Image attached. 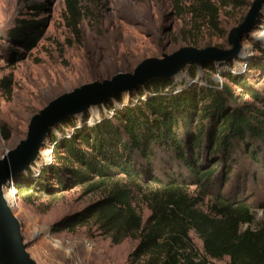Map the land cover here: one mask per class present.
Returning <instances> with one entry per match:
<instances>
[{
    "label": "trees",
    "instance_id": "trees-1",
    "mask_svg": "<svg viewBox=\"0 0 264 264\" xmlns=\"http://www.w3.org/2000/svg\"><path fill=\"white\" fill-rule=\"evenodd\" d=\"M18 1L29 9L42 7L36 0ZM80 1L64 0L74 28L81 15ZM216 1L217 6L210 0L201 1V9L205 8L214 26L219 8L246 3ZM42 26L41 21H20L12 37L31 47L40 38ZM259 50L262 59H253L246 70L259 69L264 75V49ZM214 64H203L208 71L202 77L190 64L175 77L152 78L137 86L136 96L127 103L117 102L120 94H116L96 105L97 120L90 121L94 112L90 111L87 122H70L72 130L61 139L50 133L52 161L37 173L29 167L17 173L13 178L17 195L23 189L53 195L76 185L94 190L116 180L102 198L54 222L53 230L72 231L95 219L103 231L113 234L115 242L138 232V242L128 255L131 264H206L207 258L225 256L228 264H264V220L250 228L254 205L246 198L245 183L229 195L218 191L220 182L228 181L234 170L239 182L242 177L247 180V169L240 170L241 161L259 165L264 173V157L256 143H264V93L246 75L223 71L227 81L242 86L237 96L226 81L211 78L217 70ZM181 77H185L183 82L174 83L173 78ZM10 85L9 76L0 80L6 95ZM245 94L262 107L241 102ZM0 135L10 136L4 124ZM129 184L156 186L148 197L150 214L144 223L133 205ZM189 185L214 197L210 212L196 206L185 190ZM243 224L247 226L241 229ZM190 230L201 241V255L191 242Z\"/></svg>",
    "mask_w": 264,
    "mask_h": 264
},
{
    "label": "rangeland",
    "instance_id": "rangeland-1",
    "mask_svg": "<svg viewBox=\"0 0 264 264\" xmlns=\"http://www.w3.org/2000/svg\"><path fill=\"white\" fill-rule=\"evenodd\" d=\"M36 1L42 7L33 10L18 0H0V80L5 76L11 78L9 95L4 94L0 86V126L6 125L10 134L7 139L0 135V154L24 137L27 122L34 112L52 97L83 82L109 77L119 70L130 71L142 58L159 56L161 52H171L182 45L230 47L226 42L227 32L241 21L251 0H245V5L219 8L216 26L210 22L205 8L201 9L202 0H81L76 28L68 17L64 0ZM210 2L218 5L216 0ZM29 20L41 21L43 26L36 43L25 47L21 38L12 37V33L20 21ZM239 43L235 54L215 62L217 70L211 78L218 83L226 81L231 92L239 96L242 86L227 81L222 72L228 70L238 76L246 75L252 85L264 93V75L259 69L246 70L253 59H262L259 49H264V8L251 29L242 34ZM206 71L208 69L202 65L197 69V75L202 77ZM184 79L173 78L177 84ZM132 96H136L134 90L126 91L120 94V101H116L127 103ZM241 102L262 107L260 101L248 94L242 96ZM90 111H94L90 121L100 117L97 107H91ZM90 111L75 112L68 116L70 121L63 118L50 133L61 139L72 130L70 122L76 125L87 122ZM63 121L69 125L64 126ZM256 143L264 157V143ZM51 146L49 134L41 152L29 166L33 172L37 173L52 161ZM26 168L20 172L25 173ZM240 168L241 171L247 169V180L242 177L239 182L234 170L228 181L220 182L218 191L229 195L238 184L245 183L249 192L246 198L254 205L250 228L255 229L264 220V203L260 201L264 199V173L259 165L246 161H241ZM114 181L100 189L88 190L86 185H76L53 195L29 189H23L17 195L14 184L6 187L8 198L13 201V212L21 222L27 249L38 263L131 264L128 255L138 242V232L115 242L113 234L103 231L95 219L72 231H54L52 228V224L64 216L102 198ZM131 187L133 205L144 223L150 214L148 197L156 186ZM10 189L13 196L8 193ZM185 190L199 209L210 212L215 201L212 195H203L195 185H189ZM246 226L243 224L241 229ZM189 236L201 255L200 239L193 230L189 231ZM228 261L226 256L207 258L206 264H228Z\"/></svg>",
    "mask_w": 264,
    "mask_h": 264
},
{
    "label": "water",
    "instance_id": "water-1",
    "mask_svg": "<svg viewBox=\"0 0 264 264\" xmlns=\"http://www.w3.org/2000/svg\"><path fill=\"white\" fill-rule=\"evenodd\" d=\"M263 8L264 0L249 2L241 21L227 32L228 48L182 45L159 56H147L130 71L119 70L109 77L83 82L52 97L34 112L27 122L24 137L0 154V264H40L27 249L21 222L13 212L6 187L13 185L17 173L32 165L56 123L75 112L90 111L113 95L133 91L152 78L175 77L185 65L193 64L199 69L208 61L227 59L239 49L242 34L251 29Z\"/></svg>",
    "mask_w": 264,
    "mask_h": 264
},
{
    "label": "bare ground",
    "instance_id": "bare-ground-1",
    "mask_svg": "<svg viewBox=\"0 0 264 264\" xmlns=\"http://www.w3.org/2000/svg\"><path fill=\"white\" fill-rule=\"evenodd\" d=\"M13 190H14V189H13ZM11 192H12V189H10V191H8L9 194H11ZM11 195L13 196V194H11ZM11 199H12V198H11ZM11 199H10V200H11ZM12 202H13V201H12ZM12 202H11V203H12Z\"/></svg>",
    "mask_w": 264,
    "mask_h": 264
}]
</instances>
